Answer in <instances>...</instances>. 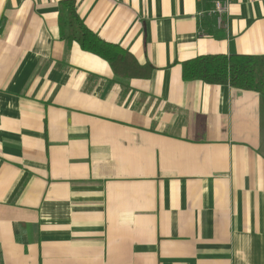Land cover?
<instances>
[{
  "label": "crops",
  "instance_id": "crops-1",
  "mask_svg": "<svg viewBox=\"0 0 264 264\" xmlns=\"http://www.w3.org/2000/svg\"><path fill=\"white\" fill-rule=\"evenodd\" d=\"M62 0H0V264H264V93L185 80L264 54V0H75L149 76L62 37ZM200 12H203L201 15Z\"/></svg>",
  "mask_w": 264,
  "mask_h": 264
},
{
  "label": "trees",
  "instance_id": "trees-1",
  "mask_svg": "<svg viewBox=\"0 0 264 264\" xmlns=\"http://www.w3.org/2000/svg\"><path fill=\"white\" fill-rule=\"evenodd\" d=\"M61 35L69 44L81 47L109 61L115 73L124 78L149 76L150 64L142 65L134 55L120 45L104 40L90 29L76 9L75 0H62L59 7ZM185 80H202L213 84L264 93V54H204L183 63Z\"/></svg>",
  "mask_w": 264,
  "mask_h": 264
},
{
  "label": "built area",
  "instance_id": "built-area-1",
  "mask_svg": "<svg viewBox=\"0 0 264 264\" xmlns=\"http://www.w3.org/2000/svg\"><path fill=\"white\" fill-rule=\"evenodd\" d=\"M231 3L232 0H214L213 7L207 11L209 16L215 18L218 28H227ZM200 14L202 15L203 12Z\"/></svg>",
  "mask_w": 264,
  "mask_h": 264
}]
</instances>
